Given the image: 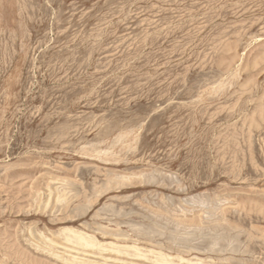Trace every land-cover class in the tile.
Listing matches in <instances>:
<instances>
[{
  "label": "rangeland",
  "instance_id": "1",
  "mask_svg": "<svg viewBox=\"0 0 264 264\" xmlns=\"http://www.w3.org/2000/svg\"><path fill=\"white\" fill-rule=\"evenodd\" d=\"M113 202L170 255L264 264V0H0V264H63L37 233Z\"/></svg>",
  "mask_w": 264,
  "mask_h": 264
},
{
  "label": "bare ground",
  "instance_id": "2",
  "mask_svg": "<svg viewBox=\"0 0 264 264\" xmlns=\"http://www.w3.org/2000/svg\"><path fill=\"white\" fill-rule=\"evenodd\" d=\"M115 177L117 179L108 177L95 189L93 194L97 195V199L111 189L122 192L131 185L130 178L119 174H115ZM141 183L150 184L151 181L142 178ZM66 197L62 184L49 189L47 203L40 214L49 210L50 201L59 205L65 203ZM115 204L113 202L108 206L106 213H110L109 216H94L99 220L105 219L106 225H102V221H95L93 228L88 229L87 225H83L86 231L78 227L63 226L51 238L41 233L42 231H35L42 243L34 245L35 248L63 264H204L200 259L186 258L184 254L177 253L173 256L167 253L165 246L154 239L156 233L158 237L163 235L161 226L153 222L137 225L130 217L131 211L126 212L122 208L116 210L119 204ZM162 205L166 206L163 200ZM167 208L175 211L178 207ZM121 225H127V231H123ZM177 236L178 233L173 232L171 245Z\"/></svg>",
  "mask_w": 264,
  "mask_h": 264
}]
</instances>
